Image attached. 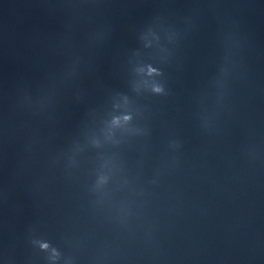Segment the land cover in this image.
Segmentation results:
<instances>
[{
	"label": "water",
	"instance_id": "obj_1",
	"mask_svg": "<svg viewBox=\"0 0 264 264\" xmlns=\"http://www.w3.org/2000/svg\"><path fill=\"white\" fill-rule=\"evenodd\" d=\"M0 264H264V0H0Z\"/></svg>",
	"mask_w": 264,
	"mask_h": 264
}]
</instances>
